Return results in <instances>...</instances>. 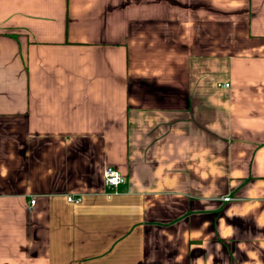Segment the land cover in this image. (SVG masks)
I'll use <instances>...</instances> for the list:
<instances>
[{
	"label": "crops",
	"instance_id": "obj_1",
	"mask_svg": "<svg viewBox=\"0 0 264 264\" xmlns=\"http://www.w3.org/2000/svg\"><path fill=\"white\" fill-rule=\"evenodd\" d=\"M0 264H264V0H0Z\"/></svg>",
	"mask_w": 264,
	"mask_h": 264
},
{
	"label": "built area",
	"instance_id": "obj_2",
	"mask_svg": "<svg viewBox=\"0 0 264 264\" xmlns=\"http://www.w3.org/2000/svg\"><path fill=\"white\" fill-rule=\"evenodd\" d=\"M229 83H224V86H228ZM104 178H105V183L115 191V189L122 183H125L127 178L126 176L117 168L113 166H107L105 171H104ZM82 195H74V194H69L67 196V200L70 202H75L79 203L82 201ZM228 199V198H226ZM36 199L33 198L31 200V203H35Z\"/></svg>",
	"mask_w": 264,
	"mask_h": 264
}]
</instances>
